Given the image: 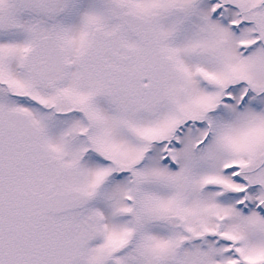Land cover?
<instances>
[{"label":"snow or ice","instance_id":"obj_1","mask_svg":"<svg viewBox=\"0 0 264 264\" xmlns=\"http://www.w3.org/2000/svg\"><path fill=\"white\" fill-rule=\"evenodd\" d=\"M0 264H264V0H0Z\"/></svg>","mask_w":264,"mask_h":264}]
</instances>
